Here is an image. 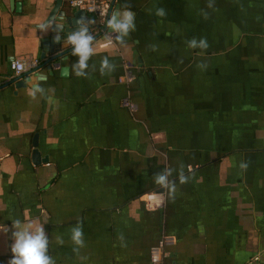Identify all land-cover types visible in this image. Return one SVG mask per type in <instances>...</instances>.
Here are the masks:
<instances>
[{"label":"crops","instance_id":"1","mask_svg":"<svg viewBox=\"0 0 264 264\" xmlns=\"http://www.w3.org/2000/svg\"><path fill=\"white\" fill-rule=\"evenodd\" d=\"M57 1L0 0V264L14 221L50 264H151L163 237L167 264H264V0H115L131 27L88 15L83 69L43 51Z\"/></svg>","mask_w":264,"mask_h":264},{"label":"clouds","instance_id":"2","mask_svg":"<svg viewBox=\"0 0 264 264\" xmlns=\"http://www.w3.org/2000/svg\"><path fill=\"white\" fill-rule=\"evenodd\" d=\"M162 15L163 13H158ZM131 15L125 14L124 19L115 23L113 18L112 21H109V26L112 27L115 31L121 33V35L127 34L129 28L131 27ZM92 38L86 37L83 32L79 34H73L69 37V43L74 47V53L79 56V67L83 69L86 65L85 62L88 60L89 56L92 54V48L90 47ZM190 47H196V41H191L189 44ZM200 47H207V45L201 41ZM108 67L107 60L102 62L103 68ZM184 182L183 177H181V183ZM155 183L167 187V176L165 174L159 175L155 178ZM15 226L19 229L14 235L16 237L15 245L13 246V253L15 258L10 262V264H50V260L45 255L47 241L44 238L41 228L36 227L34 233H30L28 229L32 225H28L27 228L20 226L19 221H14ZM81 233L79 229L73 230L72 239L79 243Z\"/></svg>","mask_w":264,"mask_h":264},{"label":"built area","instance_id":"3","mask_svg":"<svg viewBox=\"0 0 264 264\" xmlns=\"http://www.w3.org/2000/svg\"><path fill=\"white\" fill-rule=\"evenodd\" d=\"M68 4L71 8L80 10L85 12L87 15H93L97 22L98 33L100 32H108L107 29V19L111 9V5L115 0H61ZM112 36V32H110ZM97 35V34H95ZM110 36V37H111ZM69 47L73 48V45L69 43ZM38 65L37 60H32L29 63V69L36 68ZM10 69L12 72L19 76L22 73L27 71V64L23 59L13 60L10 63ZM122 83L129 84L133 81V76L130 73H127L120 79ZM124 106H126L129 110H133L134 106L128 101L124 102ZM147 208L149 209H160L163 207V200L160 197H156L155 194H150L147 196V201H145ZM169 239L162 238L161 241L154 247L150 249V263L151 264H167L165 262L166 252L165 246L168 244Z\"/></svg>","mask_w":264,"mask_h":264},{"label":"water","instance_id":"4","mask_svg":"<svg viewBox=\"0 0 264 264\" xmlns=\"http://www.w3.org/2000/svg\"><path fill=\"white\" fill-rule=\"evenodd\" d=\"M60 4L61 0H58L45 21V24L48 27V35L43 39V51L44 49H49L51 53L57 54L54 59L74 50V47H69V37L81 32L86 36L89 31L84 29V25L91 22V18L83 11L76 10L71 13L58 11ZM117 14L118 5L115 4L114 1L111 5L107 19L108 28L105 29L108 32L113 31V28L109 26V21H112L113 18H115L114 22L118 23L117 20L119 21V19L116 18ZM96 38H98V36H94L91 42ZM36 153L37 152H35L34 155Z\"/></svg>","mask_w":264,"mask_h":264},{"label":"rangeland","instance_id":"5","mask_svg":"<svg viewBox=\"0 0 264 264\" xmlns=\"http://www.w3.org/2000/svg\"><path fill=\"white\" fill-rule=\"evenodd\" d=\"M89 16H91V17L94 19V21H96V20H95V17H94L93 15H89Z\"/></svg>","mask_w":264,"mask_h":264},{"label":"trees","instance_id":"6","mask_svg":"<svg viewBox=\"0 0 264 264\" xmlns=\"http://www.w3.org/2000/svg\"><path fill=\"white\" fill-rule=\"evenodd\" d=\"M100 36V35H99Z\"/></svg>","mask_w":264,"mask_h":264}]
</instances>
